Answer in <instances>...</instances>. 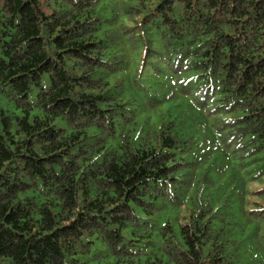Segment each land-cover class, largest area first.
Returning a JSON list of instances; mask_svg holds the SVG:
<instances>
[{
  "label": "trees",
  "instance_id": "16d2710c",
  "mask_svg": "<svg viewBox=\"0 0 264 264\" xmlns=\"http://www.w3.org/2000/svg\"><path fill=\"white\" fill-rule=\"evenodd\" d=\"M0 94V264H264V0H0Z\"/></svg>",
  "mask_w": 264,
  "mask_h": 264
},
{
  "label": "rangeland",
  "instance_id": "374dc122",
  "mask_svg": "<svg viewBox=\"0 0 264 264\" xmlns=\"http://www.w3.org/2000/svg\"><path fill=\"white\" fill-rule=\"evenodd\" d=\"M44 84L48 85L49 84V79H48V75L44 76ZM39 91V88H34V90L30 93V100L32 102H35L36 100V95L37 92ZM5 109L6 112H9V114L11 115H24V111L22 110V108H18L15 104L14 101H11L9 99V97L0 94V109ZM35 115H43V110L40 109L39 107H34L31 110V116L32 118Z\"/></svg>",
  "mask_w": 264,
  "mask_h": 264
}]
</instances>
